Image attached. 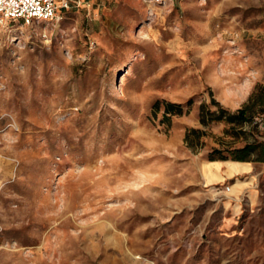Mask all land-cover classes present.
Here are the masks:
<instances>
[{
	"label": "rangeland",
	"instance_id": "rangeland-1",
	"mask_svg": "<svg viewBox=\"0 0 264 264\" xmlns=\"http://www.w3.org/2000/svg\"><path fill=\"white\" fill-rule=\"evenodd\" d=\"M258 85L264 0L0 20V264H264V112L211 121Z\"/></svg>",
	"mask_w": 264,
	"mask_h": 264
},
{
	"label": "trees",
	"instance_id": "trees-1",
	"mask_svg": "<svg viewBox=\"0 0 264 264\" xmlns=\"http://www.w3.org/2000/svg\"><path fill=\"white\" fill-rule=\"evenodd\" d=\"M158 106V104H157ZM174 105L167 104L166 105V112H175L180 113L181 111H173ZM264 112V85H258L254 89L253 93L251 94L248 102L242 107L239 108L236 112L229 113L228 111L222 109V115L215 116L211 119V121H226L229 124H233V126L244 124L250 120H252L255 116V114L263 113ZM202 123H207L205 119L202 118ZM192 132H197L196 129H194ZM186 142L188 145H196L194 143L195 141L191 139V133H188L186 135ZM254 150L259 151V157L256 160L262 161L264 160V142L258 143L250 142L247 143L244 147L236 149L234 152L233 158L235 161H249L251 159V154ZM226 160L227 156L220 155L216 158H212V160Z\"/></svg>",
	"mask_w": 264,
	"mask_h": 264
},
{
	"label": "built area",
	"instance_id": "built-area-1",
	"mask_svg": "<svg viewBox=\"0 0 264 264\" xmlns=\"http://www.w3.org/2000/svg\"><path fill=\"white\" fill-rule=\"evenodd\" d=\"M78 0H0V20H53L59 11ZM161 2L163 0H154ZM230 190V188H227Z\"/></svg>",
	"mask_w": 264,
	"mask_h": 264
},
{
	"label": "crops",
	"instance_id": "crops-1",
	"mask_svg": "<svg viewBox=\"0 0 264 264\" xmlns=\"http://www.w3.org/2000/svg\"><path fill=\"white\" fill-rule=\"evenodd\" d=\"M243 162L242 161H238V162H234L233 165H239L242 166Z\"/></svg>",
	"mask_w": 264,
	"mask_h": 264
}]
</instances>
